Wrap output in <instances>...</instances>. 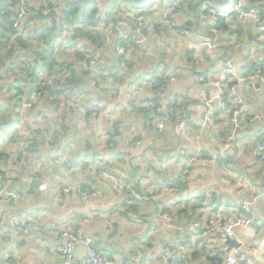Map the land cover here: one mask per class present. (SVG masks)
<instances>
[{"label": "trees", "instance_id": "trees-1", "mask_svg": "<svg viewBox=\"0 0 264 264\" xmlns=\"http://www.w3.org/2000/svg\"><path fill=\"white\" fill-rule=\"evenodd\" d=\"M31 1L32 0H2L0 5V96L3 95L6 99L9 95H14L15 99L17 98L12 116H5L10 113V111L4 109L3 105L0 103V125L12 126L16 121L17 116L21 114L23 119L21 121V127L18 129L30 130L33 125L40 123V118H47L48 122H52L47 124L48 126L49 124L52 125L51 130L57 124L59 128L66 129L68 125H62L59 121H55L52 117V111L48 110L47 105L50 106V104H55L56 99L61 97L64 98L69 96L71 99H83L84 96L88 97V95H91L93 96L91 101L94 102V104L93 106L86 107L88 112H85V115L87 113L89 117L91 116L92 118H97V116H92L89 110L96 104L101 103L103 104V111L106 113L109 111L111 114L109 117L110 122L108 121L111 125L108 128V132H105L103 135L105 141L104 145H101L99 142L96 144H86L85 154H81L89 159L86 158L81 162L78 158V154L73 155L72 157L69 155V163L72 170H75L78 174L82 172L91 173L94 177L96 176L100 180L106 179L109 181L111 179H115L114 181L117 183L114 184L117 188L122 190V199L119 201V204L121 205L117 209H120L121 212L126 211L124 214L126 217H129V214H133V218L136 216L145 221L152 215L167 213L169 215L170 223H176V220H179L180 218H184L190 223H192L194 219L201 220V213H198V211L203 208L204 204H216L220 200L216 194L212 193L206 194L205 192H199L197 195L193 194L194 196L191 194L192 184L190 183L189 172L194 161L192 164L185 167L179 165V161L181 159L184 160V156L181 155V151H177V148L175 149V147H170L172 149L168 153H163L161 156H158L159 154H157V156L154 157L159 160L156 162V165H153L150 161L146 160L144 161L146 167L142 166L143 164L139 162V158L141 153L145 151H142V146L144 144L141 143L135 150L131 149V145L134 141L140 139L143 142L142 136L140 133H136V128L132 127V123L129 125L126 121H122V119L118 120V112L116 110V107L121 104V106L126 109L125 114L127 112L133 119V125L138 123V120L141 118L140 115H142L144 120L143 123L147 124V129H149L153 120L157 118L159 120H164L165 113L171 107L170 102L165 103V100L157 98L155 93H157V91L161 88H165L167 91L169 86L168 81L171 76L174 77L176 81V79H179V75L183 72L192 71L193 65L190 66L186 63L187 68L176 65V67H173L172 70L168 65L160 63L156 64L151 75H148L143 71H139L143 72L140 73L141 75L139 76L140 82L145 80L148 83L149 90H151L150 92L152 93L151 99L146 100H149L153 106L151 108H146L143 106L145 103L143 99L128 101H124L122 99L115 101V96L118 95V90H120L118 86L127 81V75L125 74L129 72L128 67L126 66L129 58L126 60V55H118L116 58L112 59L110 55L108 56V54H105L104 50L97 59L96 66L93 70H85L81 67V64L87 61V57H89L91 53L94 54L91 48H101L104 41L103 36L110 25L113 27L119 26V32L121 31L128 38L135 37V20L130 17H126L128 13H132L135 16L140 17L144 16V29L146 30V33L145 36L142 33L140 36L144 38L145 42L142 46V50L136 49L138 52L136 55L138 56H142L140 55L141 51L145 52V50L149 48H152L153 52L157 55L155 47L158 40H161L166 47L171 48V46L168 45V40L174 39L175 42L172 45V49L176 50L178 42L181 41V44L184 45V38L174 37L171 32L174 31L177 34L183 31L197 35L194 30H196V27L199 24L197 22H199L203 16H207L210 19V24L206 27L211 30V34L213 33L215 35L218 28L221 30H231L230 37L227 38L228 41L233 39L232 41L238 42L245 37L242 24H234L233 20L226 21L225 18H222L221 16L222 14H226L230 15L229 17L233 19L231 11L235 0H229V3L232 2V5L230 10L227 11L219 10L220 8L217 5L218 0H43L38 2L35 7L31 4ZM250 2L255 4L258 0H250ZM153 6L156 7L155 10L152 9ZM21 8H27L28 18H26V16L23 17L18 15V11ZM47 8L53 10L56 14L50 16L48 19H36L33 16V14L38 11L41 14H44L45 11H47ZM35 9H37V11L34 12ZM166 12H170L171 14ZM168 14L172 16L169 17ZM161 18L162 20L157 22ZM195 18L198 19L197 22L194 20ZM186 19H189V21L185 22ZM162 24H164V26L163 28H160ZM245 24H249L248 26L253 28L251 23ZM123 25L129 29L128 34L123 31ZM171 25L172 27L170 28ZM213 34L211 37H207V39L210 42L215 43ZM117 42H119V39L117 40V38L110 40L107 44L109 45V43H111L108 48L110 49L113 43V49L115 50V47L119 45ZM126 43L128 42L122 40L120 44L125 45ZM192 49L189 47L185 52H183V56H181L182 60H185V62L188 61L190 64L193 62H191L190 57L193 53H195L194 49ZM68 50H72L71 55ZM82 50H86V54H83L81 52ZM61 53L67 54L64 57H60L59 55ZM134 54L135 53H132L131 56L133 57ZM176 55L177 54L174 53L172 58L176 57ZM199 55L205 60L209 56L214 57L213 53L210 54V51L205 49H203ZM229 56L230 54L227 55L224 50H221L220 55H217L220 60H225L226 58L231 60V57ZM12 59H14V62L11 61ZM261 59L263 60L261 64L264 65V56H262ZM213 61L216 60L214 59ZM104 62L111 64L114 63L116 67H106L103 64ZM159 67L163 69L161 73L158 70ZM222 67L226 69L227 66L223 64ZM248 67L249 66L246 67L248 72L254 73L257 71L258 65L255 64L253 68ZM56 70L59 71L58 75H55ZM168 71L173 72V75ZM15 73L18 74V77L11 78V76ZM195 74L198 78L202 75L198 73V71H196ZM47 76L52 79L51 82H53V86H58V90L56 89L57 91L52 93L49 90V86L44 87L42 95L45 94V100L40 103L41 105L30 110L25 109L22 97L25 96L27 101H29L34 92L38 90L39 83L46 79ZM137 76L131 77L132 83L129 82L125 85V88L121 90L122 95L129 94L132 89L136 92L131 93L134 96L137 95V97L140 93L142 94L144 92H140L142 89H140L141 85L138 83L139 81L136 80ZM203 77H205L204 80L206 81L207 76L204 75ZM109 80L117 81L118 86L111 87L109 82L107 83ZM92 83L95 84L93 85ZM236 83L237 81L233 79L234 86ZM224 84L225 83H223V85ZM241 85L240 90L244 88L242 82ZM171 90L172 88H169L168 92ZM224 90L226 92V95L224 96V101L226 103L225 111H227L224 112L216 106L217 111L212 112V115L213 120L217 119V121H213V124H211L214 125L212 126L211 134L220 140L225 138L229 133V125L226 119L228 112L232 111L234 108L244 107L236 97L232 96L229 86L224 88ZM228 96L232 99L228 100ZM104 99L106 101H104ZM109 101L110 104H107ZM162 101L164 104L161 106V112L156 113L155 109H157L158 105H161ZM111 103H114V105L112 106ZM110 106L111 109L109 108ZM18 110L22 111L23 114L19 113ZM79 116L80 114H77L78 118ZM190 116L191 114L187 111V105L180 103L176 106V114L167 121V124H170V127H173V131L183 129V127L189 128V126H192L188 122V118ZM57 117V115L54 116V118ZM4 121H7L8 123H4ZM92 121L95 120L92 119ZM75 122L76 119L72 117L70 125H74ZM183 122L186 123L185 126ZM223 122L227 123V125L225 124V128L222 127ZM211 125H207V127ZM117 127H120V129ZM261 128H264L263 124L259 125L258 128L253 131L254 135L250 138L253 147L256 146L258 142H261L258 140L261 136H264V132H260ZM73 129H75V127H73ZM191 129L195 130L193 127H191ZM16 130L8 134L7 142H10L9 144L12 143V135ZM48 132L49 129L46 133L48 134ZM36 133L39 134L41 131H37ZM248 136L249 135L246 134H235V139H233L231 143L232 149L230 150V156L227 158L229 163L232 161L230 159L233 157L234 152H237V145L239 146ZM175 138L178 140L180 139L181 142L183 140V137L180 138L176 136ZM43 142H47V140H42V143ZM52 142L54 141L52 140ZM52 142L51 140L47 142L46 145L48 146L49 151L42 152L44 155H47V152H51L50 146L53 145ZM63 144L64 143L61 144L59 142L58 144H55L57 145L56 147L53 145V150L66 152L67 147H64ZM0 146L3 151L5 149V145H2L1 143ZM30 147L28 146L25 151L30 152ZM97 147H100V150L102 151L106 150V152H103L102 154L94 152L93 149ZM151 148L153 149L154 145H152ZM157 148L158 147H155L154 149ZM2 151H0V159L5 157V154ZM184 152L187 155V152ZM189 155L191 154L189 153L187 156ZM240 156L241 153H238L237 161L239 160L241 162ZM144 159L146 158L144 157ZM198 159L201 161L210 160V158L206 155H200ZM216 159V163L218 165H224V163L227 162L218 157ZM128 160L131 162H127ZM7 162L9 164L8 160H3V163ZM138 163L141 164L140 167L142 166L144 173H138L139 168H135V165ZM81 164L85 165L80 166ZM230 165H232V163ZM115 167L118 168V170L114 169ZM169 167H172L173 170L179 169V173L172 176L171 185L168 181L167 185H165L166 182L162 179L155 181L156 183H160L157 184V186L160 185V188L158 187V193H155V195L154 189H152V195L158 196L159 193L164 192V190L167 189L165 190L167 192L165 196H167L168 202L174 201L175 205L171 206L168 202L161 205L158 204L160 201L157 203L151 201V204H149L153 207L151 214H141L140 212L142 208L140 205H143L144 194L141 190L140 182L146 179L145 173L150 172V175H152L151 173H155L157 176L162 175L163 177L165 176L164 170ZM233 167L238 169V172L243 179L239 184H243L248 179H251L250 175L246 171L247 169L242 167V163L241 166H237L236 164ZM77 169H79V171H77ZM58 170L61 176L58 177L57 181L54 180L48 184L51 186V190L53 191L59 187L58 192L60 196L73 195L79 197V195L72 189L68 192H62V188L65 184H63L61 180L65 175L60 168H58ZM115 170L118 172H115ZM183 170H185V174L182 176ZM124 171L127 172L126 175L122 173ZM120 173L123 174L122 178ZM0 174L4 176V182L7 183L9 191L17 194L18 198V204H6L5 209L7 212V207H12L14 210H17L21 204H25L24 206L27 207V200L36 198V200H31L30 202V204H34L39 200V195L43 193L42 191L45 190V187L47 186V182L33 184L31 185L33 188L32 192L23 193L20 192V189L15 187L14 184L18 180H20L19 182L21 183L25 182L26 178H20L21 175L18 174L15 177L13 176L12 179H5V175L9 174V170L2 164L0 166ZM133 176H136L135 180L133 179ZM65 177L69 181L75 179L74 175ZM76 187L80 190L90 189L87 190V192L94 194V196L90 197L88 200L97 199L99 196V191L97 189L98 186L95 184L92 188V185L88 182H83L84 188H80L79 186ZM22 188L25 189V187ZM1 204L5 203L2 202ZM5 214L8 216V213ZM148 229L149 228L147 227V231L143 233V236L141 237L145 246L144 248L139 247V250L144 255L146 254V251L151 250L153 246L151 240H144L146 238V234L148 233ZM171 242L174 241H167L165 247ZM7 245L9 246V244ZM186 245L187 242L184 244V247ZM218 252L219 250L217 247L214 250L215 255H212L210 260L214 264H223V260L218 257ZM187 253L190 252L188 251ZM192 256L194 259H199L197 253L194 255L192 254ZM205 259H208V256H206L204 260Z\"/></svg>", "mask_w": 264, "mask_h": 264}, {"label": "crops", "instance_id": "crops-1", "mask_svg": "<svg viewBox=\"0 0 264 264\" xmlns=\"http://www.w3.org/2000/svg\"><path fill=\"white\" fill-rule=\"evenodd\" d=\"M256 4L262 5L264 7V0H258ZM217 5L220 8V11H227L230 10L232 2L229 3V0H218ZM229 16L230 15H227L226 18L228 21H231L232 18ZM198 23V30H194L197 35H193L191 38H189V40L186 39V42H190L191 40V45L193 46H198L201 44L202 40L200 38L206 37L207 40V37L209 36L205 34H209L211 32V30L206 27L208 24H210V19L207 16H203ZM248 25L249 24H242V29H244V38L251 39V41H253V38H255L252 33L253 28L249 27ZM123 27L125 26H122L123 31L128 34L129 29L126 27L124 29ZM230 32L231 30H222L220 32H215V35L218 37L220 47L225 53H227V55L230 54L229 57H231L232 61L228 58L225 60L218 59L216 60L218 62L214 64L212 59L213 56H211V59L208 61V63H210L211 67L213 65V68L206 67L204 71H199L198 73L202 74L200 78H198V76L195 74L196 71L183 72L181 75H179V79H176L175 83L171 85L170 88H172V90L167 95V98L164 99L166 103L168 99L171 98L172 100L175 98L178 104H186L187 111L191 114L190 117H193L192 119H194L197 123L202 122L205 114H208V112L217 111L216 106L218 105L216 103L215 97L219 95L217 93V84H220V81L222 80L219 77L220 71L226 70L222 67L223 64L229 60L233 71L241 76L243 65L249 61L247 59V61L244 63L242 54H235V52L231 53L228 49H226L227 43L230 45L236 44L232 42L233 39L228 41L227 38L230 37ZM178 43H181V41ZM235 48L236 47L234 46V49ZM110 49L111 58H116V53H114L113 47ZM212 53L215 55V51H210V54ZM107 54L109 56L108 52ZM149 67L150 66H147V69ZM154 69L155 66L151 70L153 71ZM204 75L207 76L206 81L204 80ZM231 79L232 78H227L225 81H229ZM235 81H237L236 89L231 91V93H233L234 97H236L242 103L244 108H248L250 122L243 130L239 132L241 135L246 134L249 136L239 146L237 145V152H234L233 157L230 159L232 161H230L229 165L237 160L238 153H241L240 160L242 167L247 169L246 171L251 178L245 181L243 184L234 182L232 171H230V169L224 165H218L216 163V158H220L222 153L226 154V157L223 160L229 161L227 158L230 156V150L232 149V146L230 145L227 149V146L225 145L226 142H222V139L220 140L211 134L210 131H212V126L214 125L209 127L205 126L201 130L198 129L197 131L201 132V135L184 137L187 139V144L185 145V139L184 142H180L175 138L177 136L176 133L180 132L182 129L175 130L174 132L176 133H172L174 137H157L151 130H149L150 128L147 129V124L143 123L144 120L142 115H140L141 118L138 120V123L133 125V119L128 115L127 112L125 114L126 109L121 106V104L116 107V110L118 112V120L122 119V121H126L129 125L132 123V127L136 128V133H140L142 136V144H144L142 146V151L145 150L141 153L139 158V162L143 164L142 166L146 167V164L144 163L146 160L150 161L153 165H156L158 159H154V157H156L159 153L160 154L158 156H161V150L166 146L169 147L171 143H173V146H177V151H181V155L185 154L184 151L187 152V155L189 153L193 155L194 162L192 161L193 164L191 163L192 166L189 172V179L190 183L192 184L191 194L197 195L199 192H205L206 194L212 193L216 194L220 200L216 204H204L203 208L198 211V213H201V220L203 223L205 222L206 218L213 217L217 212H221V216L223 217L244 215L240 206L241 202L243 200H248L251 203V216H253L255 219V225L258 229V234L253 235L247 229H238L236 230V242L241 244L243 247H253V263L264 264V232H262L264 225L260 224V221L264 219V161H260L257 155L258 148L261 146V143L258 142L256 146L253 147L252 141L250 140V138L254 135L253 131L256 130L259 125H264V83L256 85L254 89H248L244 87L240 90V87L242 86L241 80L235 79ZM138 83L141 85L140 89H142L140 92L144 91L142 94H139L138 100L143 99V101H145L143 106L146 108H151L153 104H151L149 100H146L151 99L152 94L150 92L151 90H149L148 83L145 80L141 82L139 81ZM226 87L227 86L225 83L223 88ZM118 96H120V90H118ZM123 97H125L124 94ZM115 98L117 97L115 96ZM118 98L115 99V101H118ZM92 99L93 96L91 95H88V97L84 96V98L81 99V103L85 108L93 106L94 102L91 101ZM231 99L232 98L228 96V100ZM104 101L106 100L104 99ZM107 104H110V101ZM111 105L113 106L114 103H111ZM109 108L111 109V106ZM91 109L89 110L90 112ZM97 113L104 117V121H102L104 135L105 132H108V128L111 125L109 124V117L111 114L109 111L106 113L103 110ZM91 118L92 117H89L87 113L86 115H80L79 119L81 124L79 129L75 128L74 135L70 136V138L74 137V140H70V143L74 144V151L79 150V153L85 154L86 144H96L99 142L101 145H104V137L103 135L99 134L97 130V119L92 118L95 120L92 121ZM256 119L260 120V122L255 121ZM214 121H217V119ZM78 132L81 134L78 135ZM260 132H262V130ZM181 133H183V130ZM182 135L184 136L185 134L183 133ZM263 139L264 136H261L258 141ZM176 141L180 145H177ZM152 145H154V148H158L152 149ZM53 148L54 146L50 147L51 152L55 151ZM93 151L99 154L106 152V150H100V147L93 149ZM78 152H75L74 154L69 153V155L72 157L73 155L78 154ZM200 155H206L210 158V160L201 161L198 159ZM144 157L146 159H144ZM87 159L89 158L87 157ZM127 162L131 161L128 160ZM179 162V165L185 167L184 160L181 159ZM140 165V163L135 165V168H139V174L144 173V170L142 169V166L140 167ZM114 169L117 168L115 167ZM164 172L165 176L163 177L162 175L157 176L155 173H151L152 175H150V172L145 173L146 179L140 182L141 190L144 194L143 204H150L151 201H156V203L160 201L158 204L162 205L168 202L167 196H165L167 193L165 190L167 189H165L164 192L159 193L158 196H154L155 193H158V187L160 188V185L157 186V184L160 183H156L155 181L162 179L166 182L165 185H167V181L168 183L172 182V176L178 174L179 169L173 170L172 167H169L168 169H165ZM44 174L46 177L43 182L45 183L47 181V186L45 187V190L42 191L43 193L39 195L40 198L37 202L34 204H27V207L24 206L25 204H21L17 210H14L12 207H7L8 212L5 209L6 204H0V209L3 213H8L9 218H14L20 221L19 218L26 214L27 217L26 220H24V223L25 226L28 227L29 235L35 234L38 236L36 240L29 241L30 245L26 250H20V259L16 260L14 257L11 258L12 260L9 259V252L6 250L11 251V246H8L6 241L0 240V264H62L59 256L54 253L55 247L61 244L60 239H58L59 233L63 230V228L74 230L78 227L83 228L84 234L93 239L95 247L100 252V254L112 261V264H140L137 261H140L142 258L148 259L149 264H159V262H156L152 257L155 254L162 252L167 241L170 240L174 241L171 242L174 245V257L165 264H181V258L186 261V264H214L211 262L210 258L212 255H215L214 250L219 247V244L216 242V238L214 236L207 239H201L196 236V231L193 229L196 219L190 223L184 218H180L179 220H176V223H170L169 220L160 219V216L164 213L152 215L145 221L139 219L136 216L133 218V214H129V217H126L124 216L126 211L122 210L123 212H121L120 209H117L121 205L119 204V201L122 199V190L117 188L114 184L115 179H111L109 181L104 179L101 180L102 183H100V179L98 177H94L88 172H82L80 174L73 172L75 179L72 181L70 180L69 185H76L80 188H84L83 182H88L93 188L95 184L98 186L97 189L99 191V196L97 199L81 200L78 196L63 195L57 200L54 199L53 191L51 190V186L48 184L54 180L57 181L61 174L58 168H54L51 171L45 170ZM135 177L136 176H133L134 180ZM86 178H88V180H86ZM152 189H154V195H152ZM254 198H257V201H254ZM261 199L263 200L262 203L260 202ZM58 201L62 204H59ZM168 203L171 206L175 205L174 201ZM32 210L33 213L28 214V212ZM152 211L153 207L150 208L149 214H151ZM99 214L100 216L91 222L86 224L82 223L83 218H87L90 215L97 216ZM142 226L145 227L144 231L141 230ZM147 226H150V231L148 229V233L146 234V238L144 240H151L153 246L152 249L146 251V254L144 255L139 250V247L144 248L145 246V243H143L141 237L143 236V233L147 231ZM20 238L21 236L18 238V241L15 240L14 242H19ZM20 242L18 243L20 248L26 245V241H24L22 244H20ZM186 242L187 245L184 247ZM76 251L79 260V252L78 250ZM188 251L190 253H187ZM191 253L193 255L197 253L199 259H194ZM13 255L14 254H12V256ZM206 256H208V259L204 260Z\"/></svg>", "mask_w": 264, "mask_h": 264}, {"label": "built area", "instance_id": "built-area-1", "mask_svg": "<svg viewBox=\"0 0 264 264\" xmlns=\"http://www.w3.org/2000/svg\"><path fill=\"white\" fill-rule=\"evenodd\" d=\"M232 16H233V22L234 23H251L253 25V28L257 33L259 34L260 40L264 41V24L263 21L259 18V14L254 6L253 3L250 2V0H235V3L232 7ZM170 13V12H166ZM171 14V13H170ZM223 16H227L226 14H222ZM126 17H130L131 19L135 20V28H136V35L135 37L128 38L125 34H123L121 31L119 36V45L115 47V52L118 53V55H124L126 52L125 45L120 44L122 40L125 42L131 43L136 46V49L141 50L142 46L145 42L144 38H142L141 31L145 28V22H144V16H135L132 13H128ZM164 24L160 26V28H163ZM172 25L170 26V28ZM117 29L119 30V26H117ZM171 34L174 37L182 38L178 34H176L174 31L171 32ZM111 35L107 37L106 42H108V39H110ZM104 43V42H103ZM205 44H207L208 49H213L214 45L207 41ZM201 46V45H198ZM204 46V45H203ZM210 46H213L212 48H209ZM230 64V62L228 61ZM255 64H252L249 66V68H253ZM258 68L257 71L254 73H249L248 69L245 70V75L240 77L236 72L233 71L231 66H229L225 72L220 73V78L222 79L220 81V84H217L218 87V94L215 97L216 103L218 107L225 111L226 103L224 101V95L225 90L223 88V83L227 78L232 79H240L242 83H247L246 88L251 89L254 88L258 84L264 83V65L263 64H257ZM96 66V59L91 58L90 56L87 57V61L85 63L81 64V67L83 69L93 70ZM65 77V76H64ZM47 79V78H46ZM44 79L39 83L38 90L34 92L32 97L29 101L25 104V109H32V103L34 100H38L39 103H41L44 99L43 97L45 94L42 95L43 88L46 86H49L50 92L54 93L58 90V86H53V82L51 78ZM175 82V78L171 77L168 81V85H173ZM222 84V85H221ZM230 91H233L236 89V85L231 84L229 86ZM57 89V90H56ZM166 92L165 88H161L157 91V93H163ZM42 97L40 98V96ZM232 96L234 94L232 93ZM79 104H70L66 108V114L72 115V113L83 115L85 112H87V109L82 105V100H78ZM41 105V104H40ZM178 105L177 100L174 98L171 100V107L168 109V111L165 113L164 120L167 122L169 119H171L176 114V106ZM174 106V107H172ZM103 104L99 103L96 104L94 107H92V112H99L103 110ZM248 108H234L232 111L228 112L227 116V122H228V134L225 138H222V142H226L227 149L231 145L233 139H235V134L239 133L241 130H243L247 124L250 122L249 115H248ZM225 119V120H226ZM44 119L40 118V123L37 125H40L43 123ZM163 121V120H162ZM255 121L260 122V120L256 119ZM213 122V115L212 112H208V114H205V117L203 118L202 122L197 123L193 122L192 125L204 128L207 125H211ZM227 125V123L225 122ZM36 125V124H35ZM33 125L30 130L25 129H17L14 134L12 135V143L9 144V146L4 151L5 157H2V160H8L11 167H7L9 170V174L5 175V179H12V177L17 176L20 174V178H26V181L29 185V190L32 184H38L43 182L44 176L43 172L45 170H51L53 168H60L61 165L64 168L63 174L65 176H69L72 170V167L70 165V158L69 154L61 151H54V152H47V155H44L42 152L37 151L36 155L26 153V148L31 145L32 139L28 136L29 133H33V129L37 128V126ZM120 129V127H117ZM37 131V130H36ZM231 141V142H230ZM49 142V140H47ZM47 142H45L44 147L48 148L46 145ZM39 143V141H38ZM65 143V142H64ZM142 141L140 139L134 141L131 145V149L135 150ZM261 146L258 148V158L260 161H264V139L261 140ZM7 144V145H8ZM6 147V146H5ZM2 150V149H1ZM226 154L222 153L220 155L221 159H225ZM15 158V162H14ZM20 159V160H19ZM19 161V162H18ZM31 163V164H30ZM8 164V162H7ZM30 164V166H29ZM29 166V167H28ZM84 166V165H83ZM28 167V168H26ZM79 171V169H77ZM42 172V173H41ZM76 172V171H75ZM78 173V172H77ZM185 174V173H184ZM183 174V175H184ZM35 175V176H33ZM182 175V176H183ZM33 176V178H32ZM4 176L0 174V191H2V195L0 192V196L2 198L1 202H4L5 204H10L13 202H17V194L12 193L8 189V185L6 182H4ZM70 189H72L75 193L79 195L81 200H88L90 197H93L94 194H90L87 192V190H80L77 187H71L70 185H65L62 189V192H68ZM33 190V189H32ZM32 192V191H31ZM262 200V199H261ZM264 200V199H263ZM254 201H257V198H254ZM241 210L243 211L244 215H238L235 217H223L221 216V212H217L213 217H208L205 219V222L203 223L202 220L196 219V222L193 226V229L196 231V236L201 239H207L212 236L216 238V242L219 244V246L222 248L221 252H218V257L223 260V264H253L252 263V255L254 253V249L252 247H243L240 244V248L238 249H231L228 250L226 244L227 242L231 240H236V230H249L253 235L258 233V229L255 225V219L253 216H251V203L248 200H243L240 204ZM99 215H90L87 218L82 219V223L86 224L91 222L92 220L96 219ZM160 219H166L169 220V215L164 213L160 216ZM0 228L4 230V236L6 239L7 244L11 246V243L15 240H19L18 238L21 237H27L29 235L28 227L25 225H22L20 221L14 218H9L5 213L0 212ZM58 239H60V243L58 246L55 247L54 253L59 256L63 264H112V261L105 258L100 254V252L95 247L94 241L89 236H86L84 234L83 228L78 227L75 230H70L69 228H63V230L59 233ZM82 245L85 249L84 256L78 260L77 257V246ZM174 257V245L172 243H168L167 246L160 252L159 254H155L152 258L161 264H165L169 262ZM181 264H186V261H184L181 258ZM140 264H149L148 259L142 258L140 261L138 260ZM122 264V263H121ZM128 264V263H124Z\"/></svg>", "mask_w": 264, "mask_h": 264}, {"label": "rangeland", "instance_id": "rangeland-1", "mask_svg": "<svg viewBox=\"0 0 264 264\" xmlns=\"http://www.w3.org/2000/svg\"><path fill=\"white\" fill-rule=\"evenodd\" d=\"M40 1H43V0H32L31 1V4H33L34 5V7L35 6H37V4H38V2H40ZM254 4V3H253ZM255 5V8H256V10H257V12H258V14H259V18L262 20V21H264V7L262 6V5H257L256 3L254 4ZM152 9H156V7H152ZM47 11H45V13L44 14H46L47 12H53V10H51V9H46ZM56 10V9H55ZM35 11H37V9H35L34 10V12ZM27 8H21L19 11H18V15H20V16H23V17H25L26 16V18H28V15H27ZM37 13H40L39 11L38 12H36V13H34L33 14V16L35 17V15L37 14ZM24 14V15H23ZM54 14H56L55 12H54ZM169 15V17H171L172 15H170V14H168ZM222 18H225V20L226 21H228L227 20V18H226V16H223ZM162 20V18L160 19V20H158L157 22H159V21H161ZM196 22L198 21V19H194ZM205 20V19H204ZM233 20V19H232ZM187 21H189V19H186L185 20V22H187ZM204 22V21H203ZM164 23H166V22H164ZM198 23V22H197ZM234 23V22H233ZM232 23V24H233ZM235 24V23H234ZM195 25H197V24H195ZM124 29H125V27H123ZM202 29H203V27H202ZM196 30H198V25H197V27H196ZM253 31H252V33H253V35L256 37V39L258 40V42L256 43V42H254V41H249L248 42V40H247V38H244V39H241V40H239L238 42H236V41H232L233 43H236L235 45L234 44H232V45H230L229 43H227V49L231 52V53H233V52H235V54H242L243 55V59H244V63L247 61V59L249 60L248 61V63H246V64H244L243 65V69H242V72H241V76L243 77L244 75H245V70L247 69L246 67L247 66H251L252 64H261V62H263V60L261 59V57L262 56H264V41H262V40H260V37H259V34L257 33V31H255L254 29H252ZM206 31V30H205ZM204 31V32H205ZM220 31H222L220 28H218L217 29V31L216 32H220ZM195 32V31H194ZM180 37H182V38H185L184 39V45L183 44H181V43H177V45H176V50L174 49H172V45H173V43L175 42V40L174 39H169L168 40V45H170L171 46V48L170 47H166L165 46V44L161 41V40H158L157 42H156V47H155V51L157 52V55L155 54V52H153V50H152V48H149V49H146L145 50V52H143V51H141V53H140V55H142V56H138V55H136V54H138V52H137V50H136V46L135 45H133L132 44V42L131 43H126L125 44V46L124 47H126V52L124 53V55H126L127 57H126V60L128 59V63L126 64V66L128 67V70H129V72H127V74H125V75H127V81L126 82H124L123 84H120L119 86H118V82L117 81H115V80H112V81H107V83L109 82V85L111 86V87H114V86H118V88H120V96H118V95H116V97L119 99V100H124V101H128V100H138V97L137 96H134L131 92H136L135 90H133L132 88V90H131V92H129V94H127V95H125V97H123V95H122V92H121V90H123L124 88H125V85L126 84H128L129 82L130 83H132V78L131 77H133V76H137L136 77V80H138V81H140L139 80V76L141 75L140 74V72L139 71H144L146 74H148V75H151L153 72H152V68L154 67V66H156V64H160V63H163V64H166V65H168L169 67H170V69H172L173 70V67L175 68L176 67V65H178V66H184L185 68H187V66H186V63L188 64V65H190V66H192L193 65V70L191 71L190 69H187V70H190L191 72H193V71H204L205 69H206V67H211L210 66V63H208V60H210L211 59V56H209L206 60L205 59H203V58H201L200 57V53L202 52V50L203 49H205V50H208V51H215V55H214V57L212 58L213 60L215 59V60H218L219 58L217 57V55H220V51L221 50H223L221 47H220V45H219V42H218V37L216 36V35H214L213 33V35H214V40H215V43L214 42H211L213 45H214V48L213 49H208L207 48V44H205L207 41H209L208 39L206 40V37L205 38H200L202 41H201V44H199V45H201V46H193V45H191V40H190V42H186L187 40L186 39H188L189 40V38H191L194 34H190V33H187V32H183V31H181V32H179V33H177ZM211 33H206L205 35H208V36H210V35H212ZM111 35V37H110V39H108V42H110V40H114V39H116L117 38V40L119 39V36H120V33H119V30L117 29V26L116 27H113V26H111L110 25V27H108L107 28V31L105 32V34H104V36H103V39H104V43H103V45L101 46V48H91V50L94 52V54H92L91 53V55H90V57L92 58H95L96 59V61H97V59L99 58V56L101 55V52L102 51H104L105 50V54H107V52L109 53V55H111V49H109L108 47H109V45L111 44V43H109V45H107L108 44V42H106V39H107V37L108 36H110ZM206 40V41H205ZM210 42V41H209ZM118 43V42H117ZM178 44H180V45H178ZM204 45V46H203ZM234 46L236 47L235 49H234ZM112 47H113V43H112ZM193 48L194 49V51H195V53H193L192 54V56L190 57V60H191V64L187 61V62H185V60H182L181 59V56H183V52H185L186 51V49H188V48ZM213 46H210L209 48H212ZM226 47V46H225ZM192 49V50H193ZM261 49V50H260ZM142 50V49H141ZM69 51V54L71 55V53H72V50H68ZM173 51H174V53H176L177 55H176V57H173L172 58V56H173ZM83 54H86V50H82L81 51ZM114 53H116L115 52V50H114ZM132 53H135L134 55H133V57L131 56V54ZM67 53H61L59 56L60 57H64L65 55H66ZM115 56H118V53H116V55ZM160 57V58H159ZM151 59H152V61H151ZM12 62H14V59H12L11 60ZM197 61V62H196ZM218 61H214V64H216ZM199 63V64H198ZM106 67H109V66H112V67H116V65L113 63V64H111V63H107V62H104L103 63ZM153 64V65H152ZM224 65H226L227 67H226V69L230 66V64L228 63V61H226L225 63H224ZM147 66H150L148 69H147ZM215 66V65H214ZM130 68H131V70H130ZM145 68V69H144ZM211 68H213V65H212V67ZM249 68V67H248ZM134 69V70H133ZM85 70H88V69H85ZM159 72L161 73V71L163 70L161 67H159ZM169 73H173V72H170V71H168ZM221 72H225L224 70H222V71H220V73ZM58 73H59V71L58 70H56V75H58ZM173 75V74H172ZM239 75V74H238ZM106 76H107V74H106ZM240 76V75H239ZM18 77V74L17 73H15V74H13L12 76H11V78H17ZM172 77V76H171ZM47 79H49V77L47 76ZM46 79V80H47ZM225 83H226V86H230L231 84H233V80L231 79V80H229V81H225ZM93 85L95 84V83H92ZM243 84V86L244 87H246V84L245 83H242ZM147 87V86H146ZM171 87V85H169L168 86V89ZM168 89H167V91L166 92H163V93H155V96H157V98H159V99H166L167 98V95L170 93V91L168 92ZM42 97V95L40 96V98ZM31 98H34V97H31ZM117 98H115V99H117ZM22 99H23V104H24V106H25V104L28 102L27 101V99L25 98V96L24 97H22ZM43 99L45 100V98L43 97ZM15 101H17V98L15 99V96L14 95H9L6 99L4 98V96L3 95H1L0 96V103L3 105V107H4V109H7L8 111H10V113H8L7 115H5L6 117L7 116H12V112H13V109L15 108ZM167 102H170V104H171V98L170 99H168V101ZM79 104V102H78V99L77 98H75V99H71L69 96H67V97H61V98H58V99H56V102H55V104H50V106L49 105H47V108H48V110H50V111H52V117H53V119L55 120V121H59L62 125H68L67 126V128L66 129H64V128H59V126H58V124L51 130V127H52V125H50L49 124V126L47 125L48 123H52V122H48V119L47 118H43L44 119V121H43V123H41L40 125H35V126H37V128H34L33 129V133H29L28 134V136L32 139V141H31V145H29V147H30V152H28V151H26V153H28V154H31V152H32V154L33 155H36L37 154V151L39 150V152L41 151V152H45V151H49V148H45L44 147V144H45V142H43L42 143V140H51V142H52V140L54 141V142H52L53 143V145H55V144H58L59 142L62 144V143H64L63 144V146L64 147H67V150H66V153H72V154H74L75 152L77 153L79 150H76V151H74V144L73 143H70V140L72 139V140H74V137H72V138H70V136L71 135H74V129H73V127H75L76 129H79V126H80V124H81V122H80V119L77 117V114L76 113H72V115H67L66 114V108H67V106H69L70 104ZM165 103H166V101H165ZM22 104V105H23ZM159 104V103H158ZM162 104H164L163 102L161 103V105H158L157 106V109H155V112L157 113V112H161V106H162ZM38 107V106H40V103L38 102V100H34L33 101V103H32V108H34V107ZM30 110V109H29ZM47 110V109H46ZM168 111V110H167ZM18 112L19 113H22V111H19L18 110ZM2 113V112H1ZM23 114V113H22ZM58 116L57 118H54V116ZM91 115L92 116H99L98 117V119H97V130H98V133L99 134H101V135H103V124H102V121H104V117L103 116H101L99 113H97V112H92L91 111ZM249 115V114H248ZM62 117V118H61ZM72 117H74V119H76V122H75V124L73 125H70V122H71V118ZM80 117V116H79ZM61 118V119H60ZM193 117H189L188 118V122L192 125V123L195 121L194 119H192ZM22 115L20 114L19 116H17V118H16V121L14 122V124L11 126V125H7V126H2V125H0V144L2 143V145H5L6 147H5V149L2 151L1 150V148H0V151H2L3 153H4V151L6 150V148L9 146V144H8V142H7V138H8V134L9 133H11V132H13L14 130H16V129H18V128H20L21 127V121H22ZM3 121V120H2ZM214 121V120H213ZM4 123H8L7 121H4ZM183 124H184V126L186 125V123H184L183 122ZM212 124H213V122H212ZM191 127H193V128H195V130H192L191 129ZM222 127L223 128H225V124L223 123L222 124ZM71 128V129H70ZM180 128V127H179ZM49 129V132H48V134L46 133V131ZM198 129H203V128H198ZM41 131V133H39V134H37L36 132L37 131ZM150 130L157 136V137H162V136H169V138L170 137H174L173 136V134L172 133H176V132H174L173 131V127L171 126L170 127V124L168 125L167 124V122L165 121V120H159L158 118L157 119H155V120H153L152 121V124H151V127H150ZM183 130V133L185 134L184 136L182 135L183 133H181V131ZM180 132H178V133H176L177 134V136L178 137H183V140H182V142H184V139H185V145L187 144V139L186 138H184V137H193V136H197V135H201V132H198L197 131V127L196 126H194V125H192V126H189V128H185V127H183V129H182ZM261 130H262V132H264V128H261ZM31 131V130H30ZM203 132V131H202ZM211 133H212V131H211ZM221 133V132H220ZM219 133V134H220ZM81 133L80 132H78V135H80ZM51 138V139H50ZM174 139V138H173ZM172 139V140H173ZM38 141H39V143H38ZM69 141V142H68ZM178 141V140H177ZM176 141V143H177V145H180L178 142ZM179 141L181 142V140L179 139ZM69 143V144H68ZM8 144V145H7ZM52 145V146H53ZM52 146H50V147H52ZM57 145H55V147H56ZM1 147V146H0ZM170 147H172V148H174L175 147V149L177 148V146H173V143H171V145L169 146V147H165V148H163V150H161V153L163 154V153H168L172 148H170ZM160 154V153H159ZM161 154V155H162ZM184 156V165L186 166V165H189V164H191L192 163V161L194 160V157H193V155H190V156H187L186 154H184L183 155ZM78 158H79V160H81V162L82 161H84L87 157H84L81 153H79L78 152ZM155 159V158H154ZM20 160V159H19ZM223 160V159H222ZM70 161V160H69ZM151 161H152V157H151ZM159 161V160H158ZM14 162H15V158H14ZM19 162V161H18ZM87 162V161H86ZM1 164L4 166V167H11V165H10V163L9 164H7V163H3V160L2 159H0V166H1ZM31 164V163H30ZM30 164H29V166H30ZM237 164V166H241V162L238 160H236V161H234V162H232V165L233 166H235ZM82 166H83V164H81ZM28 166V167H29ZM224 166L225 167H227L228 169H230V171H232V174H233V180H234V182H236V183H240L243 179L241 178V175L239 174V172H238V169L235 167L234 169H233V166H230L229 165V161H227V162H225L224 163ZM28 167H26V168H28ZM63 166L61 165V170L62 171H64V168H62ZM54 169V168H53ZM52 169V170H53ZM117 170H118V168H117ZM117 170H115V172H118ZM65 172V171H64ZM42 173V172H41ZM124 175H126L127 174V172H122ZM122 173H120V176H121V178L123 177V174ZM185 173V170H183V172H182V175ZM43 174V176H44V179H45V177H46V175L44 174V172L42 173ZM71 175H73V172H71L70 174H69V176H71ZM33 176H35V175H33ZM33 176H32V178H33ZM20 180H18V181H16V183L14 184V186L15 187H18L19 189H20V192H23V193H26V192H31L32 191V186L30 187V191H28L29 190V185H28V183L27 182H19ZM26 181V180H25ZM62 181V183L63 184H65V185H69V180L65 177V176H63V179L61 180ZM47 182V181H46ZM99 182L100 183H102L101 182V180H99ZM21 183V184H20ZM115 183H117L116 181H115ZM23 184H24V186H23ZM170 185L172 184V182H170L169 183ZM31 185H33L32 183H31ZM22 187H25V189H23ZM58 189H59V187H58ZM58 189H54L53 190V194H54V199H60L61 198V196H60V194H59V192H58ZM1 192V195L3 194L2 193V191H0ZM249 198H253V197H249ZM31 200H36V198H33V199H31ZM31 200L29 199V200H27V202H26V204H30V202H31ZM262 201L263 200H260V202L262 203ZM155 203H156V201H154ZM2 203V202H1ZM0 203V204H1ZM58 203L59 204H62L61 202H59L58 201ZM10 204H18L17 202H13V203H10ZM151 204V203H150ZM139 205V204H138ZM141 206V214H149V212H150V208H151V205H149V204H143V205H140ZM0 212H2V210L0 209ZM31 213H33V210L32 211H29L28 212V214H31ZM26 214H24L21 218H19L20 219V222H21V224L22 225H24L25 223H24V220H26ZM260 224H263L264 225V219L263 220H261L260 221ZM148 228H149V226H147ZM147 227H146V229H147ZM141 230L142 231H144L145 230V227L144 226H142L141 227ZM149 231H150V229H149ZM262 232H264V226H263V229H262ZM38 238V236L37 235H35V234H31V235H29L28 237H21L20 238V241H26V245L24 246V247H19L18 246V242H13V243H11V251H8V250H6L7 252H9V259L10 260H12L11 258L12 257H14V259L16 260V259H20L19 257H20V250H26L28 247H29V241H31V240H36ZM6 239V237L4 236V230L2 229V228H0V240L1 241H4ZM251 243V242H250ZM227 246V245H226ZM227 248H228V246H227ZM218 250H219V252H221V250H222V248L219 246L218 247ZM12 254H14L13 256H12ZM8 259V260H9ZM252 263H253V259H252ZM63 264V263H62ZM254 264V263H253Z\"/></svg>", "mask_w": 264, "mask_h": 264}, {"label": "water", "instance_id": "water-1", "mask_svg": "<svg viewBox=\"0 0 264 264\" xmlns=\"http://www.w3.org/2000/svg\"><path fill=\"white\" fill-rule=\"evenodd\" d=\"M1 3H2V0H0V5H1ZM52 15H54V12H47L46 14L37 13V14L35 15V18H36V19H40V18H42V19H48V18H49L50 16H52ZM141 33L145 36L146 30L143 29V30L141 31ZM248 41H251V39H248ZM253 41L256 42V41H258V40H257L256 37H255V38H253ZM55 75H56V72H55ZM86 180H88V178H86ZM1 201H2V198H1V196H0V202H1ZM22 243H24V241H21V242H20V244H22ZM226 245L228 246V250H231V249H238V248H240V244H238V243L236 242V240H231V241L227 242ZM76 248H77V250H78V252H79V260H80V259L84 256L85 249H84V247H83L82 245H78Z\"/></svg>", "mask_w": 264, "mask_h": 264}]
</instances>
